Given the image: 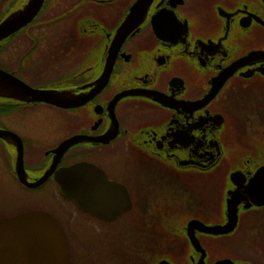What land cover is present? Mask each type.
Segmentation results:
<instances>
[{"label": "flooded vegetation", "instance_id": "1", "mask_svg": "<svg viewBox=\"0 0 264 264\" xmlns=\"http://www.w3.org/2000/svg\"><path fill=\"white\" fill-rule=\"evenodd\" d=\"M42 4L0 42V70L69 97L105 84L68 109L0 96V180L27 200L0 218L50 214L68 264H264V0ZM79 163L105 192L91 214L55 179ZM233 193V229L201 230L227 223Z\"/></svg>", "mask_w": 264, "mask_h": 264}, {"label": "water", "instance_id": "2", "mask_svg": "<svg viewBox=\"0 0 264 264\" xmlns=\"http://www.w3.org/2000/svg\"><path fill=\"white\" fill-rule=\"evenodd\" d=\"M44 0H28L22 7L7 15L0 22V42L14 34L38 14ZM105 81L97 82L94 90L82 97L68 96L66 93L51 90H36L18 81L10 74L0 70V96L14 97L20 100L44 102L57 107L70 108L82 105L92 98V93L98 92ZM0 137H8L0 131ZM78 142V138H71L62 143L56 152H63L72 144ZM21 162V153L19 154ZM18 162L17 172L24 175L22 165ZM46 174L36 183L28 184L22 178L21 181L28 187L39 186L51 173ZM55 179L60 186V196L65 200L74 202L80 210L92 213V189L97 185L96 192L103 193L99 184L93 182L92 166L79 163L64 168L55 174ZM106 182V181H105ZM107 183V182H106ZM96 187V186H95ZM107 188L109 189L110 186ZM248 193V192H247ZM103 195V196H104ZM235 193L227 201V223L221 226L202 227L208 234H226L236 224V206L238 200H234ZM261 204V203H258ZM248 206V205H247ZM68 243L64 231L59 223L50 214L41 211H27L11 217L0 218V264H68Z\"/></svg>", "mask_w": 264, "mask_h": 264}, {"label": "rangeland", "instance_id": "3", "mask_svg": "<svg viewBox=\"0 0 264 264\" xmlns=\"http://www.w3.org/2000/svg\"><path fill=\"white\" fill-rule=\"evenodd\" d=\"M23 2H24V0H23ZM15 5H17V7H19L21 5V3L17 4L16 0H0V19L2 18V20H4V18L7 17L8 14H10L13 11H15L16 7L13 8L14 10H12L11 12H8L7 14H5L7 12L8 8L10 9L11 7H13ZM22 6H20V7H22ZM2 20H0V22ZM3 63H6V62H3ZM7 64L8 63H6V65ZM49 119L50 118L44 117V120L47 123V127H46L47 130L50 128L49 125H50V121L51 120H49ZM46 123L43 122L44 127L46 126ZM2 173L3 172L0 171V177L1 178L4 177V176L1 175ZM20 193L22 194L23 192L18 187H16L15 185H11V184L7 185L6 183H2V181L0 180V214H11V213H14V212L24 211L23 210L24 209L23 206L25 205L24 201H27V200L25 198H22L23 195L21 196ZM19 195L21 197H19ZM206 202H207V200H206ZM208 203H209V201H208ZM79 235L82 237V242L83 243L86 242V244L90 243L89 245L90 246L92 245V233H88L87 234V232L83 233L81 231L79 233ZM76 256L83 257L81 252H79L77 254L76 251H75V256L74 257H76Z\"/></svg>", "mask_w": 264, "mask_h": 264}, {"label": "trees", "instance_id": "4", "mask_svg": "<svg viewBox=\"0 0 264 264\" xmlns=\"http://www.w3.org/2000/svg\"><path fill=\"white\" fill-rule=\"evenodd\" d=\"M26 1H27V0H24V2H23V0H16V3H17V4H20V3H21L20 6H22L23 4L26 3ZM20 6H19V7H20ZM15 7H16V9L19 8V7H17V5H15V6L11 7L10 9L8 8V10H7V12H6L5 14H7L8 12H11L12 10H14L13 8H15ZM0 20H2V18H1Z\"/></svg>", "mask_w": 264, "mask_h": 264}]
</instances>
